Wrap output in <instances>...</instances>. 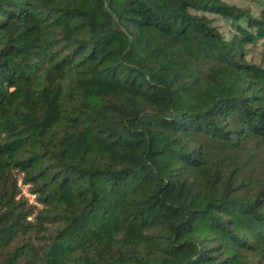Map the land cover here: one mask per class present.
<instances>
[{
	"label": "trees",
	"instance_id": "obj_1",
	"mask_svg": "<svg viewBox=\"0 0 264 264\" xmlns=\"http://www.w3.org/2000/svg\"><path fill=\"white\" fill-rule=\"evenodd\" d=\"M260 42L264 0H0V264H264Z\"/></svg>",
	"mask_w": 264,
	"mask_h": 264
},
{
	"label": "rangeland",
	"instance_id": "obj_2",
	"mask_svg": "<svg viewBox=\"0 0 264 264\" xmlns=\"http://www.w3.org/2000/svg\"><path fill=\"white\" fill-rule=\"evenodd\" d=\"M231 2H234V1H231ZM239 4H242L244 6H251L253 7V4L252 3H249V2H238ZM215 23L217 25H219L220 29L222 31H227V26L226 24L224 23V21L222 20H216ZM252 57L257 60V61H260L262 59V55H264V45L261 44V42L259 44H257L255 47H253V50H252ZM25 188V187H24ZM28 193V192H27ZM30 194V193H28ZM31 197V196H30ZM31 199H33V197H31Z\"/></svg>",
	"mask_w": 264,
	"mask_h": 264
},
{
	"label": "built area",
	"instance_id": "obj_3",
	"mask_svg": "<svg viewBox=\"0 0 264 264\" xmlns=\"http://www.w3.org/2000/svg\"><path fill=\"white\" fill-rule=\"evenodd\" d=\"M24 192H25V194L28 195V196H31V197H33V198L35 197L34 194H28L26 191H24Z\"/></svg>",
	"mask_w": 264,
	"mask_h": 264
}]
</instances>
